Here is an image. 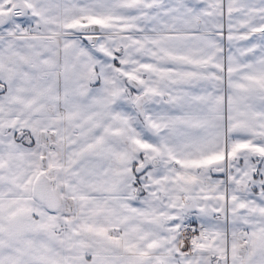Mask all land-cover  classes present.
<instances>
[{"label":"snow or ice","instance_id":"1","mask_svg":"<svg viewBox=\"0 0 264 264\" xmlns=\"http://www.w3.org/2000/svg\"><path fill=\"white\" fill-rule=\"evenodd\" d=\"M0 264H264V0H0Z\"/></svg>","mask_w":264,"mask_h":264}]
</instances>
